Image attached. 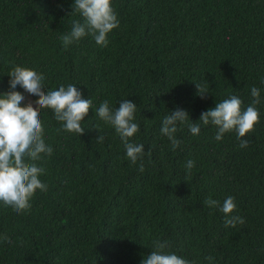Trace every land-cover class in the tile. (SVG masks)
Masks as SVG:
<instances>
[{
  "label": "trees",
  "instance_id": "obj_1",
  "mask_svg": "<svg viewBox=\"0 0 264 264\" xmlns=\"http://www.w3.org/2000/svg\"><path fill=\"white\" fill-rule=\"evenodd\" d=\"M73 4L0 0V94L20 66L43 74L46 92L74 84L92 100L81 136L41 109L53 154L34 163L46 170L39 179L47 191L37 190L19 214L0 202V264H141L158 239L191 264H209L207 256L213 264H264V0H113L120 25L108 47L86 36L65 48L61 37L83 23ZM196 83L207 87L204 98ZM252 87L260 89V121L247 148L235 131L216 141L212 125L197 136L180 126L175 150L161 134L169 111L186 110L195 123L231 95L244 109ZM15 90L21 106L38 99ZM125 99L137 105L140 125L130 142L151 149L143 172L95 115L104 100L117 108ZM230 195L233 215L246 222L226 228L225 214L204 201L223 204Z\"/></svg>",
  "mask_w": 264,
  "mask_h": 264
},
{
  "label": "clouds",
  "instance_id": "obj_2",
  "mask_svg": "<svg viewBox=\"0 0 264 264\" xmlns=\"http://www.w3.org/2000/svg\"><path fill=\"white\" fill-rule=\"evenodd\" d=\"M112 4L113 0H74L72 12H78L83 17V23L73 22L70 34L61 37L63 46L67 48L82 38L91 36L97 45L108 47V35L120 25ZM8 76L10 90L0 94V202L19 214L31 209L30 200L37 190L47 191V185L39 179L46 170L34 163L41 159V154L49 157L53 154V148L43 138L41 109L54 110L55 119L61 123L64 131L81 136L85 131L81 122L88 115L92 100L84 99L83 93L74 84L46 92L44 75L33 69L15 66ZM17 85L38 99L21 106L25 97L15 90ZM196 88L197 95L201 98L208 93L206 86L196 83ZM251 96V105L242 109L241 98L231 95L217 102L214 108L202 112L199 121L195 123L186 110L178 107L163 117L160 132L170 141L172 150H175L182 143L176 135L181 130L180 126L186 125L189 132L197 136L202 126L212 125L216 128V141H222L226 133L235 131L240 141L239 147L247 148L250 139L245 137L254 131L255 125L260 121V113L256 107L261 103L260 89L252 87ZM136 111L137 105L128 99L121 101L117 108L110 107L109 101L104 100L96 109L95 115L114 127L124 144L127 158L134 165L139 161V171L143 172L144 157L151 156V149L146 152L144 144L130 142V138L140 130V125L134 122ZM103 140L104 137L99 135L96 142ZM25 157L33 163H26ZM194 167V160L186 161L188 173ZM204 204L209 208H219L225 214L226 228L246 222L241 216L233 215L238 210L234 196H228L223 204L209 196ZM3 240L8 241L9 237L5 235ZM170 248L171 244L167 240L154 241L153 250L144 257L141 264H191L188 259L170 251ZM205 260L213 264L215 258L207 256Z\"/></svg>",
  "mask_w": 264,
  "mask_h": 264
}]
</instances>
